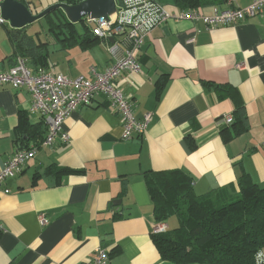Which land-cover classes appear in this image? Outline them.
I'll return each mask as SVG.
<instances>
[{"label": "crops", "instance_id": "1", "mask_svg": "<svg viewBox=\"0 0 264 264\" xmlns=\"http://www.w3.org/2000/svg\"><path fill=\"white\" fill-rule=\"evenodd\" d=\"M155 1L203 13L251 2ZM43 17L45 26L41 19L25 26L45 51L38 64L27 61L31 69L75 78L89 76L92 65L102 71L110 64L107 43L88 33L92 26L85 17L70 34L50 27L52 14ZM6 25H0V71L16 57ZM138 59L141 72L124 71L116 84L136 117L152 114L148 129L123 139L119 113L101 93L75 108L62 126L69 141L56 138L39 146L4 180L0 264H82L98 247L107 250L110 264H202L160 255L152 239L157 221L145 173L181 168L197 194L218 187L236 191L243 173L264 183V8L214 27L200 19L166 21L146 37ZM30 101L26 88L0 84V168L16 148L45 135L42 116L30 111ZM226 115L232 122L221 121ZM235 117L244 118V129ZM40 214L47 224L40 223Z\"/></svg>", "mask_w": 264, "mask_h": 264}, {"label": "built area", "instance_id": "2", "mask_svg": "<svg viewBox=\"0 0 264 264\" xmlns=\"http://www.w3.org/2000/svg\"><path fill=\"white\" fill-rule=\"evenodd\" d=\"M263 8L264 0H251L244 7L213 9L211 13H203L194 7L183 11L170 8L155 0H116L115 12L107 19L85 18L91 24L92 32L105 40L112 58L102 71L92 65L89 76L71 78L62 72L41 67L33 70L24 57L16 56L12 66L0 71V84L26 88L31 95L29 109L42 116L46 130L41 142L16 148L4 167L0 168V189H3L4 180L14 176L39 146L52 145L56 138L67 143L69 135L62 128L64 120L78 106L90 104L95 94L106 96L110 105L119 113L123 139H129L135 134L141 135L148 129L152 114L147 112L136 117L130 101L124 95L123 89L116 84V80L124 71L141 72L138 59L140 49L153 28L166 21L179 19H200L207 27L229 25L257 14ZM0 23H4L1 16ZM119 43L124 47L120 48ZM232 120L231 115H226L221 121L230 123ZM38 218L41 224L48 223L44 214H40ZM167 228L166 222L157 221L154 223L153 232L163 233ZM82 264H110L107 250L96 248L93 257ZM256 264H264V250L256 253Z\"/></svg>", "mask_w": 264, "mask_h": 264}, {"label": "trees", "instance_id": "3", "mask_svg": "<svg viewBox=\"0 0 264 264\" xmlns=\"http://www.w3.org/2000/svg\"><path fill=\"white\" fill-rule=\"evenodd\" d=\"M59 1L73 4L81 0ZM48 14L54 16L49 20L51 28H62L65 34L75 32V24L62 10ZM6 28L14 44L15 55L38 64V58L42 59L45 51L25 27L6 25ZM86 30L89 28L85 26ZM88 33L94 34L92 31ZM94 40L92 38V42ZM235 119L239 129H244V118ZM43 138L44 135L34 143L41 142ZM144 177L156 221L167 225L173 217L177 221L172 229L168 225L165 232L152 234L163 258L176 263L256 264V253L264 250V183H258L250 174L243 173L237 180L236 191L218 187L214 191L197 194L191 176L181 168L148 170Z\"/></svg>", "mask_w": 264, "mask_h": 264}, {"label": "water", "instance_id": "4", "mask_svg": "<svg viewBox=\"0 0 264 264\" xmlns=\"http://www.w3.org/2000/svg\"><path fill=\"white\" fill-rule=\"evenodd\" d=\"M58 9L62 10L66 18L73 23L84 17L89 19L104 17L107 19L109 15L115 12L116 0H81L73 4L57 1L37 13H33L28 5L21 0H0L1 18L4 22L7 21L10 27L15 28H23ZM109 40L113 41L112 38Z\"/></svg>", "mask_w": 264, "mask_h": 264}, {"label": "rangeland", "instance_id": "5", "mask_svg": "<svg viewBox=\"0 0 264 264\" xmlns=\"http://www.w3.org/2000/svg\"><path fill=\"white\" fill-rule=\"evenodd\" d=\"M57 0H30V2L32 3V8L34 7V10H37L38 12H40L42 9L46 8L48 5L50 4H53L54 2H56ZM45 17H41L38 21V23H40L41 25H44L45 26ZM5 24H8L7 21L4 22ZM1 25V23H0ZM9 26V24H8ZM176 218H171L169 219L168 223H169V228H173L176 224H177V221L175 220Z\"/></svg>", "mask_w": 264, "mask_h": 264}, {"label": "flooded vegetation", "instance_id": "6", "mask_svg": "<svg viewBox=\"0 0 264 264\" xmlns=\"http://www.w3.org/2000/svg\"><path fill=\"white\" fill-rule=\"evenodd\" d=\"M57 1H59V0H57ZM56 1V2H57ZM60 2H62V1H60ZM32 12L34 11V13H37V11L35 12V10H34V8L33 9H30Z\"/></svg>", "mask_w": 264, "mask_h": 264}]
</instances>
